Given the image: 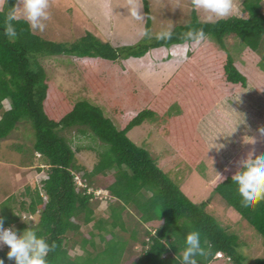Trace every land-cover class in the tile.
I'll return each instance as SVG.
<instances>
[{"label": "trees", "instance_id": "1", "mask_svg": "<svg viewBox=\"0 0 264 264\" xmlns=\"http://www.w3.org/2000/svg\"><path fill=\"white\" fill-rule=\"evenodd\" d=\"M143 1L149 15V2ZM16 3L17 0H7L4 11L0 12V139L16 129L20 121L29 119L36 136L34 152H39L50 167L40 179L48 200L40 191H37L38 197L30 194L29 205L21 201L20 213L6 207L8 200L5 201L0 208L4 227L15 225L16 231L22 234L29 227L21 222L20 214L38 212L39 220L33 227L38 230L37 235L50 245L53 242L57 245L49 252L47 264H179L176 256L182 252L190 230L200 232L202 246L207 250L206 256L197 258L199 264H210L224 256L240 262L239 235L230 232L207 210L209 201L197 203L191 199L150 151L129 136L134 127L154 116L155 111L145 109L118 125L100 106L88 100L72 101L70 95L49 77L40 58L48 54L76 53L91 59L116 60L126 50L131 55L142 56L150 47L185 44L187 31L203 29L207 39L201 45H205L206 53L216 48L214 44L225 50V85L246 87L248 75L236 62L228 44L234 39L235 43L243 44L241 53L249 49L256 52L260 56L256 65L264 71V0H245L239 17L216 22L201 21L198 13L192 10V20L175 28L171 40L154 38L134 50L117 48L91 31L80 42L66 45L35 33L24 20L13 22L18 37L10 40L4 36V17ZM149 28L150 21L148 31ZM88 63L85 65L90 71L87 80L98 91L106 86V80L99 73L96 62ZM5 100H10L9 107ZM68 127H74L83 135L93 133V138L108 144L110 152L100 153L98 162L88 170L78 161L76 151L90 147L77 145L74 149L73 139L60 133ZM236 129L230 131L234 136L231 143L239 138ZM110 169H114L115 177L105 187L110 194L107 198L110 200L109 216L96 219L93 204L98 200L95 192L101 187L96 188L94 184L98 174ZM232 175L216 184L214 191L264 237V201L255 207L242 206ZM29 190L26 193L29 194ZM92 221L99 234L91 230L90 237L83 235L81 240L74 241L82 223ZM96 235L102 245L95 241ZM76 245H80L83 252L73 256L71 248ZM9 250L0 248V259L4 264H16L15 260L8 259ZM254 264H264V257L256 258Z\"/></svg>", "mask_w": 264, "mask_h": 264}, {"label": "rangeland", "instance_id": "2", "mask_svg": "<svg viewBox=\"0 0 264 264\" xmlns=\"http://www.w3.org/2000/svg\"><path fill=\"white\" fill-rule=\"evenodd\" d=\"M244 1L237 0L239 15ZM148 2L149 15L143 0H50L51 19L46 22L43 32H34L71 45L80 42L91 31L117 48L134 50L145 41H153L163 30L171 27L173 31L192 20L190 0ZM133 10H138L140 18L132 14ZM198 15L201 21H206L203 12ZM148 21L151 38L142 36V32L148 30ZM188 46L189 42L170 47H150L142 56L131 55L126 50L116 60L91 59L76 53L48 54L42 56L40 62L49 77L70 95L72 101L88 100L100 106L118 125L136 113L153 109L155 115L134 127L129 136L150 151L191 199L197 203L209 201L207 210L230 232L239 235L240 262L224 256L210 264H254L256 258L264 257V237L228 205L214 187L220 182V175L234 174L249 153L253 157L264 154V136L260 133V129H264V71L256 65L260 56L250 49L241 53L243 44L230 39L231 54L248 75V84L246 87L226 86L223 73L225 50L214 44L213 48H216L209 53H206L205 45L185 51ZM86 62L97 63L99 73L106 80L104 88L96 91L91 87L87 80L90 71L85 67ZM219 99L222 101L217 106ZM4 103L9 107L10 100ZM214 105L217 110L210 120L218 119L219 125L225 120L228 122L231 130H227L223 139V142L229 140L228 143H222L220 139L210 143L199 135L205 129L198 120ZM234 127L238 128L239 138L231 143L234 136L230 131ZM73 128L60 130V133L73 139L74 149L77 145H89L88 149L77 150L76 156L88 170L93 169L99 154L110 152L108 144L93 138L91 132L83 135ZM35 137L31 121L24 119L7 137L0 139V208L8 200L6 207L18 212L22 200L27 205L31 202L30 194L38 197L37 191L45 193L38 184L45 173L36 174L43 169L47 172L50 166L42 165L47 163L46 160L34 152ZM252 137L255 143L248 142ZM114 177V169L98 174L94 187L101 188L95 192L98 200L93 204L96 219L109 216L110 200L107 198L110 194L105 187ZM20 216L21 222L24 221L22 217L27 220L29 228L39 220L38 212L24 211ZM94 224V221L83 222L74 241L81 240L83 235L90 237L91 230L99 234ZM95 241L102 245L99 235ZM89 248L93 249L90 245ZM82 252L80 245L71 248L73 256Z\"/></svg>", "mask_w": 264, "mask_h": 264}, {"label": "clouds", "instance_id": "3", "mask_svg": "<svg viewBox=\"0 0 264 264\" xmlns=\"http://www.w3.org/2000/svg\"><path fill=\"white\" fill-rule=\"evenodd\" d=\"M190 2L193 11L205 14L206 22H216L232 16L239 17L237 0H190ZM5 3L7 0H0V12L4 11L2 5ZM49 9L50 0H17L16 5L4 17V36L15 40L18 32L13 22L21 20H24L32 31L43 32L47 27L46 22L51 19ZM132 14L140 18L138 10H133ZM142 36L151 38L147 29L142 32ZM172 36V28L169 27L157 34L156 39L168 41L172 39ZM184 39L189 42V46L185 49L187 51L190 48L199 47L207 37L203 29H193L185 33ZM260 133L264 136V129H260ZM248 142L256 141L252 137ZM43 173L46 172L42 171L41 175ZM219 179L223 182L225 177L220 175ZM77 180L81 183L79 176ZM231 180L237 186L242 198V206L255 207L264 201V154H257L253 158V154L249 153L248 158L240 162V167L232 175ZM45 193L43 194L40 190L43 198L48 200ZM22 219L27 222L25 218L22 217ZM3 220L4 218L0 217V248L10 249L7 253L8 259L15 260L16 264H47V256L49 252L55 250L56 243L53 242L50 245L44 237L37 235L38 230L35 228H27L19 234L14 227H4ZM161 242L164 243V241ZM206 254L207 250L202 246L200 232L190 230L185 236L184 248L176 259L179 264H199L197 258L204 257ZM220 256L221 253H218V257ZM0 264H4L3 259H0Z\"/></svg>", "mask_w": 264, "mask_h": 264}, {"label": "crops", "instance_id": "4", "mask_svg": "<svg viewBox=\"0 0 264 264\" xmlns=\"http://www.w3.org/2000/svg\"><path fill=\"white\" fill-rule=\"evenodd\" d=\"M225 98V97H224ZM225 100V99H223ZM222 101V100H221ZM220 99L218 100V102L216 103L217 104H220L221 103ZM214 105L211 109H209L208 111H206L205 114H203L199 120H198V123L199 125L203 126L205 130L202 131V133L199 135H201L202 138H204L206 141L209 140L210 143L212 142H215L216 143V140L217 139H220V142L222 143H228L229 140L223 142V139L224 137H226V133H227V130H231V127L228 125V122L225 120V123L224 124H221L219 125V120H214V121H211L210 120V117L212 114H214L213 112L215 110H217L215 108ZM218 106V105H217ZM225 108V107H223ZM229 108V106L227 107ZM219 115V114H217ZM221 115V114H220ZM218 117V116H217ZM220 119V118H219ZM177 151V150H176ZM47 162V161H46ZM44 165V164H42ZM37 171V170H36ZM42 171L46 172L44 169L43 170H40V173L39 171H37V174L36 175H40L42 173ZM29 174V173H28ZM47 174V173H46ZM35 175V176H36ZM38 177V176H37ZM37 179V178H36ZM13 227V226H11Z\"/></svg>", "mask_w": 264, "mask_h": 264}]
</instances>
